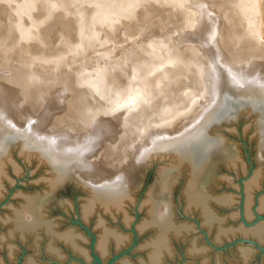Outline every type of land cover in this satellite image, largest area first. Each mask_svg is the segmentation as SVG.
I'll list each match as a JSON object with an SVG mask.
<instances>
[{"label":"rangeland","instance_id":"374dc122","mask_svg":"<svg viewBox=\"0 0 264 264\" xmlns=\"http://www.w3.org/2000/svg\"><path fill=\"white\" fill-rule=\"evenodd\" d=\"M82 1L85 5L81 4ZM82 1L0 0V115L6 118L9 123L21 127L34 124L36 127L38 126L37 129L42 135L60 139L65 145L72 148L86 146L89 149L86 164L84 167L78 168L79 175H69L48 187L45 181L41 180L42 167H36L33 163H25L19 158V162L16 163L17 167L19 166L18 172L14 173L8 170L5 195L0 200V218L8 215L9 208L19 206L20 197L18 195L30 196L34 200L36 217L47 222H53L55 226L57 225L58 232L74 228L79 233L84 234L89 240L84 242L82 246L88 251L90 261L82 264H98L96 258L93 257L95 252L94 246H92L97 235L96 230H92V220L94 222L95 215L89 217V223L80 224L77 214L78 208L89 197V191L86 189L88 182L101 184L122 178L124 189L131 200L127 204L129 227L121 228L123 229L121 231L119 228L121 226L120 216L117 214H114L115 216L102 214L104 216L102 219L108 228L118 229L120 233L124 232L123 235L128 236L129 239L120 249L110 252L106 264H117L121 258L128 260L131 264L146 262L148 249L144 245L151 238L153 232L145 230L139 235L134 227L144 218L145 213L141 204L145 198L154 202L163 198L169 203L175 223L191 224L194 229L189 233V237L196 238L198 243L205 245L210 256L219 254L222 259H227L237 246H249L254 251V257L249 264H261V259L264 256V243L253 245L251 243L253 241L249 237L236 234V236H231L218 245L215 248L217 250L208 247L205 234L209 242H211V238L199 225L198 213L196 211L184 212L185 203L189 199L186 191L188 184L186 171L171 169L172 163H168L167 159L157 157V155H152L149 158L144 157L145 151L153 146L155 139L157 140L156 137L162 134H168L167 136L171 137L177 136L191 126L202 108L207 106L204 94H201V87L195 88L197 90L195 93L194 87L185 85L184 82L178 81L173 76L170 77L174 74L175 57L174 47L170 46L169 40L175 38V32L173 29L165 31V26L168 29L171 24L167 18V11L160 12L158 10L163 3L151 0V2L154 1L152 5L157 7L158 12L152 13L150 11V13L149 11L144 12L145 8L142 9V12L140 11L141 8L137 11L136 9L133 10L140 3L141 5L138 7L143 6L147 0H141L140 3L136 1V4L133 3L134 1L132 4L129 3L130 0H124V2L122 0ZM92 3L96 7H91ZM113 8L115 9L114 12L112 11ZM92 10L97 11L92 12ZM127 10L129 11L127 12ZM133 11L134 13H132ZM138 13H140L139 20H136ZM141 14L143 16L148 15L143 17ZM106 17L110 19L114 17V20L112 19L114 23L118 19L119 22L115 23L117 26L113 22L111 25V20L109 21ZM130 17L131 19H129ZM59 18L60 20H58ZM61 18L66 28L61 25ZM66 20L70 21V24L66 23ZM125 20H128V24ZM130 20L131 22H129ZM104 24L106 27L109 25L108 30L104 28ZM161 24L165 26L162 27ZM110 26L114 29L113 31L111 28L110 31ZM104 30L109 33V38L105 37L108 34H106L107 32L103 33ZM126 30L130 32L128 35ZM161 30L162 32L165 31L164 34ZM225 32L228 31L225 30ZM159 35L161 37L165 35L163 37L165 42ZM25 37L28 41L24 39ZM229 37L230 39L227 38L228 44H225L226 47H224L232 64L248 74L253 72V75L261 74L264 76L263 53L251 52L248 50L249 47L243 50L241 47L236 49L231 45L233 43L231 31ZM112 38L119 39V42L115 40L113 42ZM160 42L164 43L165 46L163 44L161 46L166 47L165 49L163 46L162 48L157 46ZM126 47L133 54L126 56V51H128V49L124 50ZM117 48L118 50H116ZM142 48L144 51H141ZM163 50L167 52L168 61ZM157 51L161 52L160 56ZM133 58L135 59L133 60ZM136 58L139 60L137 61ZM114 62L120 66L116 67L115 65L112 68L107 66ZM27 63L31 67L28 68ZM144 63L147 65H143ZM114 71L115 73H113ZM146 72L148 75L145 78ZM164 73L166 77L163 76ZM140 74L146 80L139 76ZM100 75H102V80ZM157 75L160 77H154ZM137 79H139L138 82ZM161 80L164 82V86L157 88L155 85L157 81ZM136 86L146 87L143 89H146L144 91L146 95L144 96L143 91ZM153 90L155 91L153 92ZM104 94L106 95L104 96ZM142 101L146 107H144L143 114H140ZM77 104L78 106H76ZM244 112H239L236 118L232 120L213 126L209 132L211 136L219 137L222 140L226 152L215 155L209 161L206 169L201 173L197 186L200 192L207 197L210 195L211 197L220 195L231 197L232 195L233 201L225 206L213 204L215 206L213 210L218 216H230L227 227L236 228L243 225L244 229H249L260 221L264 222V211L257 212L255 207L256 200L264 193V152L261 155L258 154L256 148L257 134L252 130V128L254 129L252 127L253 116L246 114V112L244 114ZM235 157L239 160L233 164L230 159ZM256 170L261 174L259 188H256L252 193L251 201L254 203H252L250 219L243 220L241 187ZM165 172L168 173V187L163 195L161 194V182ZM8 226L2 225L0 221V244L4 232L9 230ZM21 234L26 236L24 241H21V246L25 249L18 250L17 254L19 255H17L16 260L21 261L22 264L24 258L30 257L33 251L30 244H33L34 240L31 237L33 233L30 231H21ZM38 238L39 247L42 248L46 243V238L43 235ZM178 240L173 238L168 241V247L170 242L173 243L171 244L173 246H170L173 255L165 257L164 264L195 262L194 259L196 258L186 254L185 241ZM65 253V259L58 264H81L74 260L76 256L71 254L69 248L65 249ZM2 254L0 248V259L3 258ZM35 258L39 264H57L53 258L46 254L42 256V253H39ZM15 261L12 264H18V261Z\"/></svg>","mask_w":264,"mask_h":264},{"label":"bare ground","instance_id":"6f19581e","mask_svg":"<svg viewBox=\"0 0 264 264\" xmlns=\"http://www.w3.org/2000/svg\"><path fill=\"white\" fill-rule=\"evenodd\" d=\"M91 1L95 2L96 0L95 1L91 0ZM122 1L124 2V0ZM132 1H134L133 3L135 4L137 3L136 1H138L139 3L141 2V0H130L129 3L132 4ZM155 1L159 3H163L162 7L158 8V10H160V12L164 10L165 12L167 11L168 14L167 18L170 21L169 23L171 24V26H168V29L164 24L163 25L161 24L160 26L162 27L165 26L166 28L165 31L169 29H173V31L175 32V38L173 40H169L170 46L174 47V57H175V62L173 64V69L175 70H173L174 74L170 75V77L173 76L178 81L184 82L185 85L194 87L195 93L197 92L195 88L201 87V94H204V100L205 103L207 102L206 103L207 106L206 107L204 106L202 108L200 114L197 116V118L194 120L191 126L187 127L177 136L171 137V136H167L168 134H162L161 136L156 137L157 140L155 139L153 146H151V148L145 151L144 157L149 158L152 157V155L155 156L157 155V157H162L167 159L166 161L168 163L171 162L172 163L171 169L174 170L183 169L184 171H186L187 173L186 177H188V184L186 187V191L188 193L189 199L185 203L184 212L191 213L192 211H196L198 213L199 225L206 231L208 235H210L211 238V242H209V239L207 238L205 232L203 231L204 232L203 234H205L206 237L205 239L208 240L207 241L208 247L210 246V248L215 249L217 248L218 245L223 243L225 240L229 239L231 236L234 235L236 236V234H239L242 237L251 238V240L253 241L251 243H253V245H259V244L261 245L262 243H264V222L260 221V223L258 222L255 226L249 229H244L243 225H239V227L237 226L236 228L227 227L228 219L230 218V216L228 215L218 216L213 210V207H215L213 206V204L219 206L221 205L225 206L231 201H233L232 200L233 196L231 195V197H229L226 195H220L216 197H211V195L209 194L210 197H207V195H203L200 192L197 183L201 177V173L206 169L209 161L215 155L226 152V148L223 145L222 140L219 137L211 136L209 132L211 131L213 126L218 125L221 122L229 121L236 118L239 112L245 111L246 114H251L253 116L252 127H254V129L252 128V130H254V132L257 134V142H256L257 152H259L258 153L259 155L263 154L264 152L263 150L264 149V76L261 74L253 75L252 74L253 72L248 74L246 73V71L237 68L232 64L231 58L229 54H226V50H225L226 47L225 44H228L227 38L230 39L229 33L231 31V35L233 36V43L231 42L232 43L231 45L233 47H235L236 49L238 48L240 49L241 47L242 48L241 50L249 47L248 49L249 51L251 52L259 51L264 55V0H155ZM82 3L83 1L81 2V4ZM98 3L100 2L98 1ZM152 3H154V1L151 2V0H147L143 3L144 4L143 6L138 7L141 5L140 3V5L135 7L133 10L136 9L137 11V9L141 8V10L140 9L139 10L142 12L143 11L142 9L145 8L144 12L145 11H149V12L151 11L152 13L158 12V10H156L157 7L152 5ZM92 4L91 7L92 6L96 7L94 6V3ZM83 5L85 4L83 3ZM85 9L83 10L85 11ZM114 10L115 9L113 8L112 11L114 12ZM95 11L92 10V12ZM128 11L129 10H127V12ZM132 13H134V11ZM115 15H116V11H115ZM137 15H138L137 17L135 16L136 20L138 19L140 13H138ZM141 15L143 16V14ZM76 16L78 15L76 14ZM142 16H141V20L143 19ZM109 17H106V19H108L109 21L111 20L110 23L111 25H113L114 17H112L113 20L110 19ZM129 19H131V17ZM58 20H60V18ZM58 20L57 22L59 23L60 21ZM116 20L117 21H115V23L119 22L118 19ZM62 21L63 20L61 18V22ZM127 21L125 20L126 23ZM67 22L68 20H66V23ZM129 22H131V20ZM64 24L62 22L61 25L64 26ZM106 24H104V26ZM107 27L105 26L104 28L107 29ZM129 27L132 26L129 25ZM14 28L18 29L16 27ZM110 28L112 29V31L114 30L111 26L109 27V29ZM101 29L103 30L102 27ZM107 30L106 31L104 30L105 32L103 33H106ZM225 30L228 32H225ZM126 32H127L126 34L128 35L129 31L126 30ZM106 34L108 35L105 37L109 38V33L107 32ZM164 36L162 37L160 36L163 39L162 41H164L165 39L163 38ZM24 39H26V37ZM114 40L115 39H113V42L115 41L119 42V39L115 41ZM161 44L164 45V43L160 42L159 44H157V46L158 45L161 46ZM165 48L166 47H164V49ZM126 49L128 48L126 47L124 50ZM116 50H118V48ZM146 50H148V48H146ZM141 51H144V49ZM164 52L166 53L164 56H166V60H167L166 50ZM157 53L159 54V56L161 55L160 51L159 52L157 51ZM129 54H133V53L130 52V50L128 49V51H126V56ZM130 56L134 57L133 55ZM150 58L152 57L150 56ZM134 59L135 58H133V60ZM32 61L34 62V60ZM90 62L91 60L89 61V63ZM152 63L156 64L155 62ZM113 64H108L107 66H110L112 68L117 63L115 64L114 62ZM28 65L29 63H27V66ZM143 65L146 66L147 63L146 64L144 63ZM117 66L119 67L120 65H116V67ZM163 66L165 67V65ZM29 67L31 66H28V68ZM134 71L136 72V70ZM113 73H115V71ZM147 75L148 74L146 72L145 78ZM159 75L154 77H158ZM101 76L102 75H100V79ZM139 76L142 75L140 74ZM163 76H165V73ZM142 77L143 79H145L144 76ZM139 79H137V82ZM147 82L145 81V83ZM163 83L164 82H162V80L157 81L155 86L157 88L158 86L163 87L164 86ZM146 86L148 87V85ZM136 88L141 89L144 93V96L146 95L144 92L146 91V89L143 90L146 87L136 86ZM154 91L155 90H153V92ZM106 94H104V96ZM75 98L77 100V97ZM78 104L76 106H78ZM144 104H145L144 102L142 103V105L140 104L141 105L140 114H143V111L145 110L144 107L146 106H144ZM37 127L34 124L21 127L15 125L14 123H9V121L6 118L0 115V200L5 195L4 194L5 182L8 180L7 179L9 172L8 170L14 173L18 172L19 166L17 167L16 163L17 161L19 162L18 160L19 158L25 163H29V164L33 163L36 167H42L40 173L42 175L41 180L45 181L47 187L50 186L52 183L54 184L56 182L63 180L69 175L72 174L79 175L78 168H82L84 167V164H86L88 159L87 156L89 154L88 153L89 149L86 146L72 148L71 146L65 145L60 139L53 137L50 138L42 135L41 133H39L40 130H38ZM237 160H239L237 157L231 158L230 162L234 164ZM167 174L168 173L165 172L162 175L161 194L163 195L165 194L168 187ZM260 176H261L260 172L256 170L255 172L252 173L249 180L245 181L242 184L241 210H242L243 220L250 219L252 203H254L251 201L252 200L251 197L253 191L256 188H259ZM120 179H114L111 182H105L101 184L90 183L87 181L89 184H86V189H88L89 191L88 192L89 197L79 206L77 212L80 224L89 223L88 221L89 217L91 215H95L94 222L92 220L93 223L92 230L94 231L96 230L97 235L94 240L95 241L94 245L92 246H94L95 257L97 256L99 258L100 264L101 263L106 264V260L110 252H112V250L120 249L122 246L126 244L127 240L129 239L128 236L123 235L124 232L120 233L118 229L108 228L107 227L108 225H106L102 219L104 217L102 216V214H107L110 216L117 214L118 216H120L119 218L121 221V226L119 228L125 229L127 226L129 227L127 204L129 203L128 201L130 200V198H129V194L124 189L125 186H123L122 178ZM18 197H20L19 206L17 208H9L8 215L0 218L2 225H9L8 226L9 230L4 232L3 236L1 237L0 248L1 251L3 252L2 254L3 258L0 259V264H12L17 259V255H19L17 254L18 250L20 251L25 249L23 248V246H21L22 243L21 241H24L26 236L22 235L21 231L32 232L33 235L31 237L34 240L33 244L32 243L30 244V248L33 251L31 252L30 257H26L23 259L22 264H39L37 263L35 258V256L38 255L39 253H42V256H44L45 254L48 255L50 258H53V260H55V262H57L58 264L59 262H62L65 259L64 253H65V249L67 248L70 249L71 254L73 253V255L76 256L74 260L80 262L81 264L89 263L90 255L88 251H86L82 246V244L84 242H87L89 239L87 240L84 234L79 233V231H77L74 228L67 229L63 232H58L57 230L58 228H56L57 225L55 226L53 222H49V221L47 222L46 220L36 217V211L34 210V205H33L34 200L31 199L30 196L18 195ZM255 207L257 212L264 211V193L259 199L256 200ZM67 208L69 209V207ZM141 208L144 211L145 215L144 218L140 220L136 226H134L136 233L140 235L145 230H149V231L151 230V232L153 233L151 235V238L144 245L145 248L148 249L147 260L145 263H140V264H164V258L173 255V250H171L170 248V246H173L171 245L173 243L170 242L169 247L167 245L168 241L172 240L173 238L177 240L178 239L184 240L187 248L186 254L190 257L196 258L194 259L195 262H191L189 264H199V263L200 264L202 263L249 264L250 260L254 257L253 249L249 246L246 247L242 245L237 246L235 250L232 251L233 253H231V256L230 257L228 256L229 258L227 259H222L221 255L219 254L210 256L208 249L206 248L205 245L203 244L201 245L200 243H198L196 238L189 237V233L194 229L191 224L175 223L171 206L169 205V203L163 200V198H161L158 202H154L148 198H145V200L141 204ZM123 229H121V231ZM42 235L46 238V243L41 248L39 247L40 244H38V240H39L38 237H42ZM18 264H21V261H18ZM71 264H77V263H71ZM117 264H131V263L128 262V260L121 258V260H119ZM261 264H264V256L261 259Z\"/></svg>","mask_w":264,"mask_h":264},{"label":"water","instance_id":"95a60500","mask_svg":"<svg viewBox=\"0 0 264 264\" xmlns=\"http://www.w3.org/2000/svg\"><path fill=\"white\" fill-rule=\"evenodd\" d=\"M93 257L96 258L95 256H93ZM96 261H97L98 264H100V263H99V259L96 258Z\"/></svg>","mask_w":264,"mask_h":264}]
</instances>
